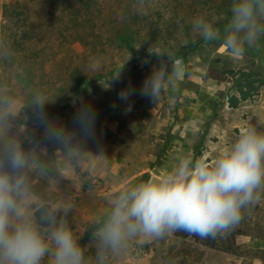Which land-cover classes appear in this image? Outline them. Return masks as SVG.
Returning <instances> with one entry per match:
<instances>
[{"label": "rangeland", "instance_id": "obj_1", "mask_svg": "<svg viewBox=\"0 0 264 264\" xmlns=\"http://www.w3.org/2000/svg\"><path fill=\"white\" fill-rule=\"evenodd\" d=\"M86 3L88 16L76 22L62 0H0V96L15 98L13 132L31 126L40 90L48 118L81 140V153L69 158L39 128L51 179L34 176L33 184L50 202L72 205L68 225L94 258L92 233L114 194L161 179L182 158L213 164L245 128L264 132V57L260 40L236 55L192 30L198 17L218 29L226 24L232 0ZM162 62L169 70L178 65L182 78L155 102L140 91ZM122 90L132 92L126 101ZM86 107L95 119L85 137L77 117ZM254 195L225 232L131 241L105 264H264V185Z\"/></svg>", "mask_w": 264, "mask_h": 264}, {"label": "clouds", "instance_id": "obj_2", "mask_svg": "<svg viewBox=\"0 0 264 264\" xmlns=\"http://www.w3.org/2000/svg\"><path fill=\"white\" fill-rule=\"evenodd\" d=\"M230 13L222 32L203 17L193 20L192 30L205 42L222 41L231 53L243 55L264 36V0H232ZM149 54L164 57L158 51ZM181 78L178 65L169 70L162 62L146 78L140 94L156 102L165 87L175 89ZM131 94L122 90L119 99L126 101ZM47 102L40 90L34 91L31 126L20 133L12 131L15 98L0 96V264H105L109 255L124 251L131 241L142 243L181 230L215 236L239 222L242 209L264 185V132L248 127L213 164L182 158L161 179L126 186L110 197L92 233L95 257L86 256L66 220L72 205L50 202L33 184L34 176L51 179L42 159L48 149L36 138L39 128L44 139L69 158L79 156L83 147L76 133L48 118ZM94 119L91 108L79 110L83 136L91 133Z\"/></svg>", "mask_w": 264, "mask_h": 264}, {"label": "trees", "instance_id": "obj_3", "mask_svg": "<svg viewBox=\"0 0 264 264\" xmlns=\"http://www.w3.org/2000/svg\"><path fill=\"white\" fill-rule=\"evenodd\" d=\"M64 1L65 4V8L66 9H70V11L68 13H70V15L73 16V18H70V20L72 21H76V22H82L86 16H88V9L85 8L86 0H62ZM35 2V0H28V3H33ZM69 20V21H70ZM225 23L219 22L218 23V27L219 29H221V32L224 28ZM260 45H261V53L262 56L264 57V36L260 37Z\"/></svg>", "mask_w": 264, "mask_h": 264}, {"label": "crops", "instance_id": "obj_4", "mask_svg": "<svg viewBox=\"0 0 264 264\" xmlns=\"http://www.w3.org/2000/svg\"><path fill=\"white\" fill-rule=\"evenodd\" d=\"M0 48H1V36H0Z\"/></svg>", "mask_w": 264, "mask_h": 264}]
</instances>
